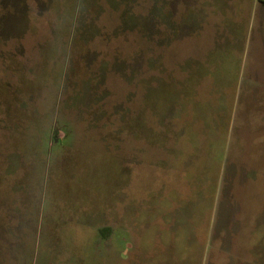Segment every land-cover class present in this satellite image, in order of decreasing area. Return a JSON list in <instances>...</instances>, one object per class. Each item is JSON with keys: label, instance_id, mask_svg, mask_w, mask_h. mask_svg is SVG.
Segmentation results:
<instances>
[{"label": "rangeland", "instance_id": "374dc122", "mask_svg": "<svg viewBox=\"0 0 264 264\" xmlns=\"http://www.w3.org/2000/svg\"><path fill=\"white\" fill-rule=\"evenodd\" d=\"M0 264H264V0H0Z\"/></svg>", "mask_w": 264, "mask_h": 264}, {"label": "trees", "instance_id": "16d2710c", "mask_svg": "<svg viewBox=\"0 0 264 264\" xmlns=\"http://www.w3.org/2000/svg\"><path fill=\"white\" fill-rule=\"evenodd\" d=\"M111 231V227L110 226H103L99 228V233L103 236V237H107L109 235Z\"/></svg>", "mask_w": 264, "mask_h": 264}]
</instances>
